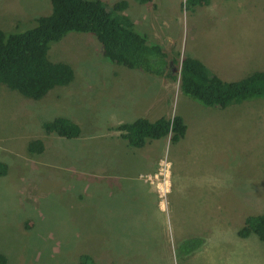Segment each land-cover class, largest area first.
<instances>
[{"label":"rangeland","instance_id":"obj_1","mask_svg":"<svg viewBox=\"0 0 264 264\" xmlns=\"http://www.w3.org/2000/svg\"><path fill=\"white\" fill-rule=\"evenodd\" d=\"M126 1L176 79L111 63L93 35L72 32L49 51L72 66L70 85L41 100L0 85V253L9 264H79L83 255L95 264H264V242L238 235L264 214V100L209 108L182 94L179 75L187 55L226 81L264 70V0ZM51 13V0H0V28L22 33ZM152 111V120L182 116L186 138L129 147L116 128ZM57 117L81 136L47 134L43 124ZM33 140L42 154H29ZM195 237L203 247L180 256Z\"/></svg>","mask_w":264,"mask_h":264},{"label":"trees","instance_id":"obj_2","mask_svg":"<svg viewBox=\"0 0 264 264\" xmlns=\"http://www.w3.org/2000/svg\"><path fill=\"white\" fill-rule=\"evenodd\" d=\"M140 4L151 0H135ZM52 13L35 19L36 26L22 33H8L0 28V85L22 96L41 100L57 87L68 86L75 80V72L65 62H52L49 51L53 43L62 41L68 34L93 35L101 46L104 57L111 63L130 70L176 79L168 72V56L158 43L149 41L134 21L125 14L126 0L108 6L102 0H51ZM211 0H186V6L210 5ZM180 89L184 96L203 106L227 109L250 100H264V70L248 76L226 81L213 72L202 60L185 56L180 68ZM47 134L66 139H77L82 134L78 124L66 117H57L43 124ZM129 147L144 148L147 141L171 137L173 145L186 138L188 127L180 115L161 117L156 121L138 118L116 128ZM29 154H42L45 144L33 140L28 144ZM8 166L0 161V177L6 176ZM247 239L256 235L264 242V214L249 216L238 232ZM205 244L200 237L182 241L180 256H188ZM0 264H9L0 253ZM79 264H95L89 255H83Z\"/></svg>","mask_w":264,"mask_h":264},{"label":"crops","instance_id":"obj_3","mask_svg":"<svg viewBox=\"0 0 264 264\" xmlns=\"http://www.w3.org/2000/svg\"><path fill=\"white\" fill-rule=\"evenodd\" d=\"M149 106H151L150 104H148L146 107H149ZM143 109V108H142ZM147 109V108H146ZM229 109V108H228ZM224 110H227V109H224ZM153 113V111L151 112V117L150 116H141L140 118H146V119H148V120H150V121H156L157 119H159V118H157V119H155V120H152V117H154V114H152ZM150 115V114H149ZM148 144V143H147ZM146 144V145H147ZM146 147V146H145ZM122 161V163H124V162H128V160H125L124 158H120ZM117 160H119V159H117ZM163 159H160V161H162ZM120 161V160H119ZM131 161H135V160H133V159H131ZM160 161H158V165H160L161 164V162ZM136 162V161H135ZM141 181V180H140ZM171 184V187H173V183H172V180H171V182H170ZM143 184H145L146 186H149V184L147 183V182H145V181H143ZM151 184V183H150ZM150 188H151V190L154 192V191H156V187H155V185L152 183L151 185H150ZM170 191H171V188H170Z\"/></svg>","mask_w":264,"mask_h":264}]
</instances>
